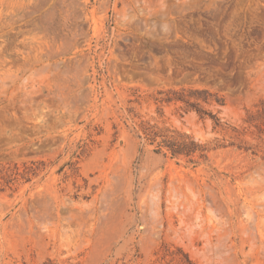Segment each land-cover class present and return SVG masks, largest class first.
I'll list each match as a JSON object with an SVG mask.
<instances>
[{"label": "rangeland", "instance_id": "rangeland-1", "mask_svg": "<svg viewBox=\"0 0 264 264\" xmlns=\"http://www.w3.org/2000/svg\"><path fill=\"white\" fill-rule=\"evenodd\" d=\"M0 264H264V0H0Z\"/></svg>", "mask_w": 264, "mask_h": 264}, {"label": "trees", "instance_id": "trees-1", "mask_svg": "<svg viewBox=\"0 0 264 264\" xmlns=\"http://www.w3.org/2000/svg\"><path fill=\"white\" fill-rule=\"evenodd\" d=\"M184 98V94L182 97L179 98V100H186L182 99ZM188 102V101H186ZM150 135V134H148ZM158 152H161L163 148H166L167 151L173 156V157H179V156H187L191 157L194 155L197 150H200L204 152V149H199L198 146L193 141H186V140H179V139H167L160 143H158Z\"/></svg>", "mask_w": 264, "mask_h": 264}]
</instances>
